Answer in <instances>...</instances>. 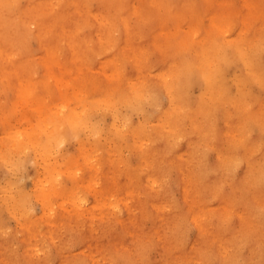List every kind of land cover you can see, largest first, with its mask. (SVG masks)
Instances as JSON below:
<instances>
[{
    "label": "bare ground",
    "instance_id": "obj_1",
    "mask_svg": "<svg viewBox=\"0 0 264 264\" xmlns=\"http://www.w3.org/2000/svg\"><path fill=\"white\" fill-rule=\"evenodd\" d=\"M21 1L0 0V68L5 73L7 84L16 86L17 98L30 97L31 101L41 103L43 90L65 96L68 93L61 88L53 90L51 84L43 81L36 82L33 88L24 82L19 86L15 84L17 76L23 75L25 69L21 65L29 55L26 50L28 43L36 40L40 51L37 59L43 62L48 74H54L55 67L66 69L63 62L73 63L79 72V67L87 68V63L98 59L99 67L96 69L100 71L95 75L102 70L111 71L104 76L108 84L113 86L115 82L111 89L106 90L105 104L116 107L125 101L143 97L145 100L150 92L147 82H131L121 60H131L145 72L152 66L153 47L146 39L139 38L142 28L148 27L153 31L152 42H156L158 35L157 50H154L162 68L154 81L169 94L170 100L169 107L150 126L143 123L128 128L129 137L133 135L139 140L134 144L141 149V172L138 171L141 181L143 175V187L139 192L143 207L141 217L130 212L127 219L116 220L112 218L115 209H108L107 214H111L108 220L104 217L95 219L93 213L89 218L91 222L83 218L79 219L84 221H77V215L76 220L57 216L55 222L60 229L55 232L56 237L59 238L69 226L76 227L80 236L87 232V243L98 249L90 258L94 262V256H99L100 264H264V138L261 135L255 137L253 131L259 126L264 134V99L258 100L253 92L256 86L264 89V8L256 5L254 0L242 1L241 10L236 14L246 23L249 16L260 17V21L256 18L249 22L247 31L236 34L228 30L222 36L215 35L198 44L188 42L190 31L162 36L163 21L176 19L181 24L186 19L190 23L194 20L190 18L208 12L214 24L224 28L234 14L235 8L229 6L231 2L24 0L26 4L23 5ZM120 26L123 39L118 42ZM138 39L141 43H135ZM230 58L241 65L240 73L231 84L220 71L222 63ZM107 67L110 70H106ZM191 69L199 75L204 89L196 101L187 104L179 88L177 92L174 89L183 81L185 72ZM97 87L99 91L106 88ZM111 97L113 100L109 99ZM31 108L37 109V106L32 103ZM65 108L69 111L59 118H52L50 123L54 126L53 131L59 132L53 139L63 137L66 132L80 126L77 112L70 107ZM219 109L223 113L217 120L214 111ZM46 115L50 118L58 112ZM118 137L121 139L122 135L119 133ZM11 144V150H26L19 139ZM42 145L43 149L48 148V140ZM210 149L218 154L212 162L208 160ZM184 150L185 156L181 154ZM174 151L177 154L174 155ZM105 154L108 156L110 153L105 150ZM239 167L243 168L242 174L237 173ZM131 171L116 172L115 178ZM173 172L177 176L180 201L174 196L169 177ZM20 202L23 204L22 200ZM143 218H151L154 223L152 229H145L146 232L142 230ZM59 219L64 222L60 223ZM115 221L120 224L121 233L113 230ZM105 222L107 227H103ZM191 224L196 226L197 236L186 245ZM32 232L14 233L13 237L21 239L25 245L20 256L12 245L13 237L2 235L0 245L5 248L2 250L3 264H46L42 255L45 247L39 246L41 237ZM49 232L53 234L52 230ZM54 242L60 245L59 240L54 239ZM9 247L11 250L8 252ZM150 248L158 250L159 258L149 257ZM60 255L64 257V264L86 262L67 258L62 249Z\"/></svg>",
    "mask_w": 264,
    "mask_h": 264
},
{
    "label": "rangeland",
    "instance_id": "obj_2",
    "mask_svg": "<svg viewBox=\"0 0 264 264\" xmlns=\"http://www.w3.org/2000/svg\"><path fill=\"white\" fill-rule=\"evenodd\" d=\"M227 1L231 2H228L229 6L235 9L233 10L234 14L228 19L226 28L214 24V20L208 12H202L198 16L190 18L194 19L190 23H187L186 19H183L181 24L180 20L165 19L161 35L167 37L176 31L179 33L190 31L188 42L202 44L207 41V38H212L215 35L222 36L228 30H232L236 34L243 30H249V27L246 28V26L257 17L249 16L246 18V23L236 14L237 11L240 12L244 0ZM254 1L256 5L264 8V0ZM21 4L25 5L26 2L22 0ZM133 19L136 20V18ZM257 19L260 21V17ZM176 23L179 25H175ZM121 29L122 26L117 34L118 42L123 39ZM141 35L139 38L146 39L153 47L151 51L152 66L145 72L139 70L138 65L133 64L131 60L128 62L122 59L121 65L126 72V77L131 82L136 84L147 82L150 92L148 91L149 94L145 100L143 97L139 100L125 101L116 107L103 102L107 99V88L111 89L115 82L113 86L108 84V80L104 76V73L111 74V71L102 70L99 75H95L100 71L96 69L99 67L98 59L87 63V68L86 66L79 67V72L74 68L73 63L63 62L66 69L60 66L55 67V73L48 74V71L44 69L43 62H39L37 59L40 51L36 40L29 41L26 49L29 55L23 59L24 65H21L25 66V69L22 72L23 75L17 76L15 84L19 86L21 82H24L23 84L32 87L36 82L43 81L51 84L54 87L53 90L61 88L63 92H68L65 96L43 90L40 93L41 103H37L36 100L31 101L30 97L17 98L16 86L10 87L11 85L7 84L5 73L0 68V241L2 235L13 237L16 235L14 233L18 234L19 232L22 235V233L27 234L33 230L32 233L35 236L40 235L41 237L39 246L45 247L42 255L45 257L46 264H64V257L61 258L60 249L65 255L67 254V258L72 260H84L85 264H100L102 260L99 256H94V262L90 258L92 252H96L98 249L94 244L87 243V232H83L80 236L79 231L75 230L76 227L69 226L58 238L55 232L60 228L57 227L55 218L63 215V217L67 216L76 220L75 216L77 215V221H84L81 220L83 218L91 222L89 218L93 213L95 219L104 217L108 220L111 219V214H107L109 213L108 209L110 211L115 209L112 218H117L116 220L127 219L130 212L141 217L143 208L139 193L143 187V175L142 181L139 175L141 172L139 168L141 149L134 144L139 140L135 139L133 135L129 137L128 128L131 125L143 123L150 126L170 104L169 94L165 93L163 88L154 81L157 80V75L162 70L158 54L155 51L157 50L155 44L158 41V35L156 33L155 43L152 42L153 31H150L148 27L142 28ZM136 42L141 43V40L138 39ZM175 49L174 46V52L177 50ZM225 64L228 65L225 66L226 68L223 67ZM238 64L236 60L230 58L220 67L221 75L229 84L233 83L240 73L241 65ZM229 65L233 67L230 68ZM106 70H110V68L107 67ZM179 84L174 91L177 92L179 88L187 104L196 101L204 89L203 82L193 69L185 72L183 81ZM97 86L106 88L99 91ZM253 92L258 100L264 99V89L261 90L256 86L253 87ZM92 98L94 101H91ZM109 99L113 100V97ZM32 103L37 106V109L31 108ZM99 104L100 106H98ZM65 107H70L77 112L76 115L81 121L80 126L66 132L63 137L53 139L59 132L53 131L52 127L54 126L50 123L53 121L52 118H59L69 111ZM51 112H58V115L48 118L46 114ZM222 113V109L214 111V117L219 120ZM44 115H46L45 118L40 120L39 117ZM39 124H41V129H39ZM253 131L255 137L258 138L261 135L264 138L259 126ZM119 133L122 135L121 139L118 137ZM35 135L37 136L35 137ZM8 138L12 140L10 141ZM18 139L26 148L25 151L9 149L12 146L11 143H15ZM46 140H48V148L43 149L42 143ZM105 150L109 151L108 156H106ZM173 153L175 155L176 152ZM181 154L185 156V150L181 151ZM217 158L218 154L215 150L210 149L208 151L209 162ZM100 167L103 169L100 170ZM128 169L132 170L129 174L115 178L116 172L120 173ZM242 172L243 168L239 167L237 173L242 174ZM169 177L173 184L174 196L180 201L181 194L176 184V172H173ZM20 200L23 201V204ZM86 212H90V214ZM262 217L264 221V213ZM59 221L60 223L64 222L63 219H59ZM142 221V230L144 231L152 229L154 226L151 218H143ZM103 227H107V222ZM50 230L53 231V234L49 232ZM113 230L122 232L120 224L116 221ZM57 233L59 235V232ZM50 236L56 237L54 239L55 241L59 240L60 245L58 242H54ZM196 236L197 228L191 224L186 235V245L192 243ZM127 238L129 237L127 236ZM12 241H14L12 245L17 249L19 256L22 255L25 245L22 244L21 239L13 237ZM2 250L5 248L0 245V264L4 263ZM7 250L9 252L11 248L9 247ZM112 253L116 254L117 252L113 251ZM149 257L159 258L158 250L150 248Z\"/></svg>",
    "mask_w": 264,
    "mask_h": 264
}]
</instances>
